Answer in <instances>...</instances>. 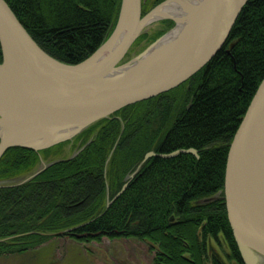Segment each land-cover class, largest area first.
Returning a JSON list of instances; mask_svg holds the SVG:
<instances>
[{"label":"trees","instance_id":"1","mask_svg":"<svg viewBox=\"0 0 264 264\" xmlns=\"http://www.w3.org/2000/svg\"><path fill=\"white\" fill-rule=\"evenodd\" d=\"M5 1L34 41L66 63L83 60L108 37L120 5ZM160 1H141V12ZM160 24L139 41L173 22ZM263 75L264 0H247L223 46L202 67L87 126L71 145L74 155H63L68 141L39 150L8 147L0 156V256L26 252L50 236H123L149 240L153 264H245L227 219L224 171L233 134ZM179 148L197 155L149 156L114 197L147 151ZM50 156L58 158L38 170ZM21 176L29 177L6 182ZM83 232L89 234L78 237Z\"/></svg>","mask_w":264,"mask_h":264},{"label":"water","instance_id":"2","mask_svg":"<svg viewBox=\"0 0 264 264\" xmlns=\"http://www.w3.org/2000/svg\"><path fill=\"white\" fill-rule=\"evenodd\" d=\"M166 1L141 15V0H120L108 37L83 60L66 63L45 52L0 0V156L11 146L49 147L125 105L181 83L223 46L247 0H199L178 37L115 82L110 74L122 65L136 37ZM124 24L125 36L118 41ZM179 152L197 155L193 148L150 150L144 159ZM223 193L242 260L254 264L252 251L264 256V75L229 144ZM248 247L250 256L244 249Z\"/></svg>","mask_w":264,"mask_h":264},{"label":"rangeland","instance_id":"3","mask_svg":"<svg viewBox=\"0 0 264 264\" xmlns=\"http://www.w3.org/2000/svg\"><path fill=\"white\" fill-rule=\"evenodd\" d=\"M155 5L148 7L146 9L147 11L145 10L143 13L141 12V15H144ZM165 19H170V18H165ZM162 20L154 21L143 28L142 32L136 37V39L128 49L127 53L121 60L120 62L121 64L132 60L140 53H142L151 43H153L158 37L162 36L174 24L173 20L170 19L172 20L173 24L162 34L152 39L139 41L142 33H145L146 31H149L151 29L153 30L154 28L157 27H161L160 23ZM85 128L81 129L79 132L75 133L69 138L59 141V142L68 141L67 144L62 146L64 151L63 155L69 157L75 154L76 149L72 150L71 145L73 143L75 144V142L76 144H79V141L78 142L74 141V139ZM144 155L142 160L138 163V165L132 171H129L125 174L123 178L124 181L121 186L127 183L126 179L129 177L130 173H132L133 171H135L134 173H136L140 164L145 160ZM57 158L58 157L56 156L55 157L50 156L47 160L43 159L39 163L37 169L39 170L47 166L48 164L52 163L55 159L57 160ZM27 177L29 176H21L12 180H8L6 182L7 183L21 182ZM121 188L122 187H120L117 191H119ZM109 199L110 198L108 197L107 202L109 201ZM211 243L214 251H216L220 255H223L222 247L218 246L214 241H211ZM150 245L151 244L149 240L138 237L135 238V237H123V236H115V237L102 236L100 239L78 240L74 237L57 235V236H50L49 238H47L45 241L38 244L34 248L28 249L26 252L0 256V264H153L152 257L154 251L152 247H150ZM222 246L224 248L226 247L224 242H222ZM251 253L254 264H264L263 255L257 253L256 251H252Z\"/></svg>","mask_w":264,"mask_h":264},{"label":"bare ground","instance_id":"4","mask_svg":"<svg viewBox=\"0 0 264 264\" xmlns=\"http://www.w3.org/2000/svg\"><path fill=\"white\" fill-rule=\"evenodd\" d=\"M201 1V0H200ZM199 0H167L161 6H159L152 16L151 20L146 24V26L154 21L162 20L165 18H170L173 20L174 24L171 26L162 36L158 37L157 40L149 46L143 53L139 54L138 57L133 58L127 63L122 64L121 66L115 68L110 74V78L115 82L121 80L126 75H128L135 67H137L141 61L145 60L147 57H150L155 53L159 48L173 41L178 37L183 30L186 28L188 22L192 18L196 6L200 3ZM194 5V8H193ZM144 26V27H146ZM126 24L122 29V32L119 36L121 41L126 33ZM101 60V59H99ZM3 130V127L0 126V131ZM63 133V132H62ZM64 134H62L63 136ZM246 254L249 255V251H252L249 247L244 248ZM250 256V255H249Z\"/></svg>","mask_w":264,"mask_h":264},{"label":"flooded vegetation","instance_id":"5","mask_svg":"<svg viewBox=\"0 0 264 264\" xmlns=\"http://www.w3.org/2000/svg\"><path fill=\"white\" fill-rule=\"evenodd\" d=\"M134 172H135V171H133L132 173H130L129 177L126 179L127 181L133 177V175L135 174ZM126 184H127V183H126ZM126 184H125V187H126ZM121 187H122V186H121ZM117 192H118V191H117ZM117 192H116V193H117ZM116 193H115V194H116Z\"/></svg>","mask_w":264,"mask_h":264}]
</instances>
